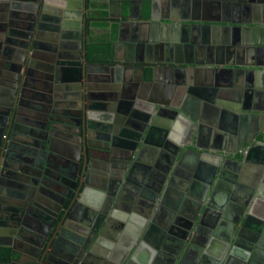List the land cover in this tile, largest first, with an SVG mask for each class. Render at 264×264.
I'll return each mask as SVG.
<instances>
[{
  "label": "flooded vegetation",
  "instance_id": "1",
  "mask_svg": "<svg viewBox=\"0 0 264 264\" xmlns=\"http://www.w3.org/2000/svg\"><path fill=\"white\" fill-rule=\"evenodd\" d=\"M44 1L0 0V54L9 58L16 55L18 59L12 63V69L0 59V80L12 82L13 87L15 86L0 93V102H2L0 107L4 110L1 114L3 118L7 117L6 124L8 122L6 132L0 135V240L4 242L12 240L19 248L24 259L15 264H24L23 262L32 264L28 262L31 255L40 252L37 243L43 244L42 256L50 254L49 259L42 264H70L73 260L79 261L91 239L96 236L98 227L99 231L101 230L99 239L100 234L104 233L103 230L111 227L121 247L125 244L134 246L137 252L132 259L138 252L144 251L146 245L163 252L168 245L177 244L176 251L168 264L175 262L181 264L180 260H177L178 257L181 258L180 254L183 255L179 245L182 247V244L192 239L191 233L188 238H183L184 233H188L187 227L191 225L197 230V223L203 218L207 209L214 213V216L210 214L206 216L203 225L199 228V231L202 229L204 231L199 232L198 235L206 236L204 232H208L210 227L228 229L231 226L235 229L234 237L242 232L237 246L229 245L219 250L223 258L218 264H264V227L262 230L258 227L260 219L264 217V185L260 184L259 177L257 179V175L260 174L257 171L260 160L254 175L252 174V181L250 177L240 176L243 190L237 193L232 191L229 195V200H234V203L229 200L224 202L218 200L216 207L215 199L210 201L209 206L207 205L208 186L215 176L213 171L215 160H225L227 154L223 153L222 156H214V158L212 156L209 164L211 167H208L210 180L201 187L202 190L199 187L193 188L194 180L201 175L200 168L192 172L184 157L181 160L174 159L171 150L174 146H178L166 139L164 131L160 134L162 138L157 141L159 144L152 157L144 159V155L141 156L147 164L133 165V170L128 175L131 164L128 173L124 174L123 167L129 162L144 132L142 126H149V118L153 120L158 112L161 116L172 113L164 108L162 100L157 99L160 98L159 96L155 100L149 99L146 94L142 96L147 102L140 103L148 109L146 115L149 117H145L148 119L144 121L141 115L144 112L140 117L138 116L141 126L134 125L136 129L130 133L131 141L117 139L126 143L127 147L121 146L124 145L122 142L121 144L117 142L120 145L114 144L121 134V129L110 123L107 114L103 113L104 115L101 116L102 112L97 104L100 100L88 101L94 102L96 108L86 109L87 117L91 118V126L85 135L83 132L84 139L91 140L92 145L96 147H107L112 140L114 149L112 156H115L117 158L115 160L122 165L121 168L114 169L113 174L105 180L100 179L95 171L91 173L89 181L107 191L105 197L100 196L98 208L85 206L92 213L87 215V210L82 208L73 214L75 220L69 219L66 222L63 221V217L73 201L69 199L67 209L62 210L61 216L54 224V219L50 216L56 215V210L49 207L50 203L59 204V196L75 191V185L81 178V171L76 166H81L78 160L85 157L84 151L80 150L82 142L80 145L76 143L79 139L82 141V136L74 132L80 128L79 107L85 103L82 98V95L85 96V88L82 90L81 69L83 71L87 67V74L91 77L88 85L90 84L96 96L100 91V85L103 84L100 82L102 77L113 76L111 73L113 71L117 74L116 67L121 69L118 73L122 74V70L127 71L130 66L116 64L111 65L115 67L111 69L105 67L109 64L89 61L85 50V1L48 0L47 6L56 13L42 14ZM62 1L65 3L63 12H67L69 16H65V13H57L58 10H62ZM9 32L12 34L10 38L7 37ZM216 49H220L222 53L221 47H207L206 51H199L200 49L194 47V51L201 54L202 58L208 54L216 57L221 55ZM119 50L120 48L116 53L117 60H119ZM82 74L85 78V72ZM122 75L126 76L124 72ZM147 75V71H144L143 76L147 78ZM156 94L159 95L157 92ZM152 100L160 104L155 110L157 114L155 111L152 112V106L148 104V101ZM3 105L10 106L8 108ZM8 109L9 114L5 116ZM178 121L175 119L173 124L179 125ZM156 122L149 143L152 142L151 138H155L156 129L161 128L159 120ZM1 123L3 120L0 121V129ZM181 125L185 127L186 124L180 122L179 126ZM193 129L197 135L203 132V129L200 130L197 125H194ZM67 134L77 139L76 142H71L73 144L71 148L63 145L65 142L63 136ZM241 146L242 139L238 137L234 150H239ZM48 148L55 152L65 150L71 157L64 161L61 159L63 157L55 155L56 153L50 152ZM250 148L241 150L242 154H240L244 159L241 155H236L233 160L243 165L242 161L245 160L244 155H247V151H250V157L255 152L252 149L254 147ZM91 155L96 166L106 165L110 158L109 154L101 150L100 152L95 150ZM103 155L108 156L104 159L107 160L106 162L102 161ZM162 155L166 160H162ZM174 161L177 162L175 165ZM172 165L175 169L173 182H171L172 174L165 181L164 170ZM58 177L68 180L70 185L60 186L57 183ZM249 186L253 189L250 188L248 192L246 187ZM229 203L233 206L231 209L226 208ZM213 205L215 208L211 207ZM215 215L219 216L215 217ZM152 223L154 227L149 229ZM242 225H245L244 229ZM229 229L231 232L234 230ZM212 232L214 234V231ZM140 240L143 243H140ZM231 241L233 242V238ZM200 249L198 256L201 258L204 254L201 246ZM11 254H13L12 248ZM10 261L0 264H7ZM213 262L211 260L210 264Z\"/></svg>",
  "mask_w": 264,
  "mask_h": 264
},
{
  "label": "crops",
  "instance_id": "2",
  "mask_svg": "<svg viewBox=\"0 0 264 264\" xmlns=\"http://www.w3.org/2000/svg\"><path fill=\"white\" fill-rule=\"evenodd\" d=\"M107 2L112 14L121 20L118 64L130 66L127 71L122 70L126 74L122 75L123 83L141 84V93L142 87L147 92L144 96L154 100L159 96L157 99L162 100L164 108L172 112L155 115L154 120H159L161 128L156 129L152 142L145 145L144 159L152 157L164 131L167 140L184 150L182 158L192 172L200 168L201 175L194 180L193 188H201L210 180L208 167L212 156H222L227 151L229 159L240 155V150H234L239 137L241 150L254 147L249 163L237 167L242 177H250L252 181L258 160L260 164L264 160V0ZM147 20L152 24H147ZM194 47H227V50L217 57L208 54L202 58ZM144 71L148 73L147 78L143 76ZM111 73L115 75V71ZM132 92L136 95L137 88ZM148 102L156 104L153 100ZM175 119L188 128L179 126L180 123L174 125ZM198 121L204 128L201 135L193 129ZM168 153L169 150L167 156ZM181 155L179 151L175 160ZM161 158L166 160L164 155ZM260 184L264 185L261 179ZM214 202L216 207L217 198ZM214 205L211 207L215 208ZM100 231L98 227L79 261L73 260L70 264L127 263L123 246L118 244L112 228H105L99 239ZM190 241L182 247L178 245L182 253L187 251L186 264H195L201 249L199 244ZM170 245L163 252L146 245L130 264H168L177 244ZM205 262L209 264L211 260Z\"/></svg>",
  "mask_w": 264,
  "mask_h": 264
},
{
  "label": "water",
  "instance_id": "3",
  "mask_svg": "<svg viewBox=\"0 0 264 264\" xmlns=\"http://www.w3.org/2000/svg\"><path fill=\"white\" fill-rule=\"evenodd\" d=\"M45 1H44V3H42V5H43L42 6V14L45 12H47V13L55 12L56 13L55 10L50 9L47 6L48 0H45ZM83 1H85V0H81V2H83ZM56 3H58V2H56ZM61 4H63L62 8H61L62 10L57 11V13H59V14L65 13V11L63 12V8L65 7L64 1H62ZM65 14H66L65 16H69L67 14V12ZM14 16H16V15H14ZM151 16H152V14H151ZM146 23L152 24V22L148 21V20L146 21ZM155 23H157V22H155ZM170 24H172V23H170ZM174 26L178 27V25L176 23L174 24ZM121 29H123V27H121ZM11 35L12 34L9 32L7 34V37L10 38ZM180 48H184V47H180ZM196 48L200 49L199 51H204V50L206 51L207 47H196ZM221 48H222V53H221L220 49H216V52L218 54H223V51L225 49L227 50V47H221ZM0 59L6 65H9V69L13 68L12 67L13 62L18 61V59L16 58V55L12 58H9V57H5L3 54H0ZM105 67L111 68V69L115 68L114 66H111V65H107ZM86 68H84L83 71L81 69V79H83L82 90L85 88V96L82 95V98L85 100V103H82V106L79 107L80 121L78 122V126L80 128H78V130H74V132L80 133V135L82 136L81 137L82 141H80V139H79V141L76 142L77 139L72 138L69 134H67L66 136H63V139H65V142L63 145H68L69 148L73 147V144H71V142L79 143V145H80V142H82V145H81L82 149H80V148L79 149L81 151H84L85 157H84V159L82 157L79 158L78 163H81V166H79V165L76 166L78 169H80L79 171H81V178L79 181H77V183L75 185V191H73L71 194L69 193L66 195H62L61 197L59 196V198H58L59 204L50 203L49 207L51 209L53 208L54 210H56V215H53L54 217L50 216L51 219L52 218L54 219V221H53L54 224L57 222V220L61 216L62 210L67 209L66 207H67L69 199H73V201L71 202L70 208L67 209L68 211L66 210V212L64 214L63 221L66 220V222L69 221V219H72V221L75 220L73 214L76 211H79L82 208H85V206L86 207L88 206L90 208H95V207L98 208L100 196L105 197L107 194V191L104 189H101L99 186L96 187V185L92 184L89 181L90 180L89 178L91 177V173L95 171L100 179L105 180L107 177H110V175L113 174L114 169L121 168V165H122V163H118V161L115 160V159H117V158H115V156L114 157L112 156V151L114 150L112 148V140H110V141L107 140L110 142L107 147H105V146L104 147H102V146L96 147V146L92 145L91 140L89 141L87 139H84L83 132L85 135V132H87L88 128L91 126V123H90L91 118L87 117L86 109L96 108V104L94 102H92V103H89V102L93 101V99L95 101L100 100V103H97V104L100 108V112H102L101 116L104 115L103 113L107 114L110 123L115 124L116 128L121 129V131H120L121 134L118 136V138H116V142L114 144H116L117 142L121 144V142H122L124 145H121V146H124V147H127V144L124 143L122 140L118 141L117 139L123 138L125 141L126 140H128V142L131 141L132 135H130V133L135 131V129H136L134 125H137V126L140 125L141 126V123L139 121L140 120V118H139L140 114L142 112H144L143 114H141L143 117L142 119H144V121H147V119H148L145 117H149L146 115L148 112V109L147 108L145 109L144 106L141 105V103H140V102H143V103L147 102V100L142 97V96H144L143 92L145 93V91H144V88L142 87L143 92L141 93V88H140L141 84L140 85H132V84L128 85V83H125V82L123 83L122 74L118 73L121 69L116 67L117 68L116 69L117 74H115L114 76L109 75V76L102 77V81H100V82H102L103 84L100 85V91L98 92L99 94L97 93L96 96H94L90 84L88 85V82L91 80V77H89V74H87ZM60 71H61V69H60ZM157 71H158V69L155 67V69H154V79L155 80H157V78H158ZM83 72H85V78H84V74H82ZM10 78H11V76H10ZM112 79H113V82H112ZM13 85L14 84L12 82L8 83L6 81L0 80V93H2V91L6 92V91H8V89L10 90L11 89L10 87H13ZM134 88H135V91L137 88V94L136 95H133V93H132V91H134ZM13 90H11L12 92L11 91L10 92L13 93ZM91 93L93 94L94 98H93ZM0 104H2V102H0ZM148 104H149V102H148ZM157 104L158 103H156V104L150 103V107L152 106V109H153L152 112H154L156 110V107L159 106ZM0 106H2V105H0ZM3 106L5 107L6 105H3ZM9 106H6V107L9 108ZM3 111L4 110H2V108L0 107V121L3 120V123H1L0 135H2L3 133L6 132V126L8 124V122L6 124L7 117H5V118L2 117L1 113ZM8 114H9V109H8V113L5 114V116H7ZM89 115H90V113H89ZM149 119H150L149 120V126H147V125L142 126L144 132L140 136L139 142L136 144V149L134 150L133 155L131 156L129 162L127 163V165L125 167H123L124 168L123 170L125 171L124 172L125 175L128 173L131 164L132 165H131V168H130L128 175H130L131 171L133 170V165L135 166V165H139L141 163L147 164V162H145L141 158V156L144 155L143 150L145 148V145L147 143H149V141H150L149 138H150V134L152 132L153 126L155 123L157 124V122H156L157 120H154V119L152 120L151 118H149ZM103 120H105V119H103ZM192 120L194 121V120H196V118L193 117ZM191 123H192V121L189 122V126ZM187 126L188 125H185V127H187ZM197 126L199 127L200 130L204 129L203 125L199 124V121H198ZM13 130H15V128ZM118 143H117V145H120ZM77 149H78V147H77ZM48 150L50 152H55V151L50 150V148H48ZM95 150H97V152H100V150H101V152H103L107 155L109 154L108 156H110V158L108 161L104 160L105 158L106 159L108 158L107 155H103L101 157L102 161L103 160L105 162L107 161L106 165H104V166L103 165L102 166H96L95 165V160L91 155V153L92 152L94 153ZM239 150L241 153V149H239ZM179 151H181V154H182L179 158V160H181L183 153H184V150H180V149H178V147H175V146L172 148L171 152L174 154V159L179 157L178 156ZM258 151H260V148L258 149ZM55 153H56L55 155H60L61 157H63L61 159L64 161H66L69 157H71L65 150H63V152H55ZM226 153H229V151H227ZM226 153H224V155ZM241 156H242V159H244L243 155H241ZM244 157H246V158L244 161H242L243 165L249 163L248 161L250 158V151H247V155H244ZM175 162L176 161H174V165L177 163V162L176 163ZM214 163H215V166L213 167V171H214L215 176H214L213 180H211L210 186L207 185L209 187V189H208L209 190L208 191L209 192V194H208L209 199L207 202L208 206L210 205V201H212L216 198H217V200H220V201L222 200L223 202L228 201L229 195L232 191H233V193L234 192L237 193L238 191L243 190L242 189L243 183H242V179L240 177L241 175H240L239 171L237 170V167L242 166L240 164V162H236L233 159L231 160V159H228V157H226L225 160L217 159V160H215ZM258 168L259 169H257V171H258V173L260 172V174L257 175V179L259 177L264 182V160ZM170 174H172L171 175V182H173L172 176L175 174V169H173V165L169 166L166 170H164L165 181L167 180V178ZM57 181H58L57 183L60 186L70 185L68 180L62 179L61 177H58ZM250 188L253 189L252 186L246 187V191L249 192ZM91 190H93V191H91ZM159 198H160V196H159ZM160 200L162 201L161 198H160ZM229 202L234 203V200L230 199ZM226 206H227L226 207L227 209L228 208L231 209L233 207L231 203H229ZM222 209H223V206H222ZM85 210H87L86 211L87 215L92 213V211L90 209L85 208ZM220 213H222V211ZM208 214L214 216V213L210 212L207 209L203 215V218H200L199 222L197 223V225H198L197 230H195L194 227L190 224L191 226L187 227L188 233H184V236H183V238H188L189 234L191 233V235H190V237L192 238V239H190L191 244L193 242H195V243L199 244V246H201L203 249L202 253L204 254V256H202L200 258L201 262L199 261L200 259H198L196 261V264H203L207 260H213L215 262V264H218V262L220 263V261L222 260L223 257H222V252H220L219 250L225 249L226 247H229V245H233L234 247L237 246V244H239V243H237L238 238L242 234V232L241 233L239 232L238 235H236V237H234L235 229L230 226L229 228L234 229V230H232V232L229 228L228 229H226V228L220 229V228L210 227L208 232H204L206 234V236L198 235L199 232L204 231V229H202V231H199V228L203 225V222H204L203 220L206 218V216ZM249 215L246 218L247 221H248ZM216 216H219V215H215V217ZM90 218H91V216H90ZM201 219H202V221H201ZM213 219H214V217H213ZM134 220H136L135 217H134ZM66 222H65V224H66ZM259 224H260V226H258V227H260V230H262L264 227V217L262 219H260ZM88 225H90V223H88ZM244 226L245 225H242V227H243L242 229L245 228ZM153 227H154L153 223L149 225V229H151ZM212 231H214V234ZM258 231L259 230L257 229V232ZM200 238H202L201 242L197 241V239H200ZM232 238H233V242L231 241ZM260 238L263 239L262 236H260ZM143 239L144 238H141V240H143ZM140 243H143V242L141 241ZM0 246H6V247L12 248L13 254L11 257V261L7 264H15V263H18L19 260L21 261L24 259L23 257H21V253H20L19 248L17 247V245L12 240H9L7 242L0 240ZM41 246H43L42 243H37V247H38V249H40V252H39V254L37 252V254L31 255L32 257H30L28 262H31L32 264H38V263L42 264V263H45L49 259L48 256L50 254L48 256H46L47 254L42 256L43 254L41 252ZM37 247L35 248V250L37 249ZM134 250H135L134 246L131 247L129 244L123 245V252L122 253L126 258V262H127L126 264H129V261L132 259V256L137 252V249L135 251ZM15 255H17L16 256L17 258L15 257ZM186 255H187V251H185L183 253V257L180 259L181 264H186V262H185L186 261V259H185ZM210 257H213V259ZM214 262H213V264H214ZM23 263L26 264L27 262H23ZM205 263L208 264L207 262H205Z\"/></svg>",
  "mask_w": 264,
  "mask_h": 264
},
{
  "label": "trees",
  "instance_id": "4",
  "mask_svg": "<svg viewBox=\"0 0 264 264\" xmlns=\"http://www.w3.org/2000/svg\"><path fill=\"white\" fill-rule=\"evenodd\" d=\"M107 0H85V50L90 62L116 65L121 20ZM11 248L0 246V263L11 259Z\"/></svg>",
  "mask_w": 264,
  "mask_h": 264
},
{
  "label": "bare ground",
  "instance_id": "5",
  "mask_svg": "<svg viewBox=\"0 0 264 264\" xmlns=\"http://www.w3.org/2000/svg\"><path fill=\"white\" fill-rule=\"evenodd\" d=\"M54 6V5H53ZM59 7V6H58ZM70 15V14H69ZM13 20L15 19L14 17H11ZM100 161V160H99ZM34 207V206H33ZM75 241V240H74ZM116 244V243H115Z\"/></svg>",
  "mask_w": 264,
  "mask_h": 264
}]
</instances>
